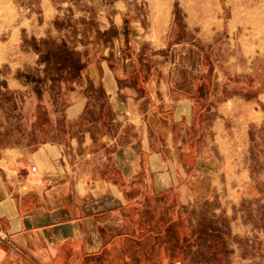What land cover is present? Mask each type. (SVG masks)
I'll return each instance as SVG.
<instances>
[{"label": "crops", "instance_id": "0c3cea01", "mask_svg": "<svg viewBox=\"0 0 264 264\" xmlns=\"http://www.w3.org/2000/svg\"><path fill=\"white\" fill-rule=\"evenodd\" d=\"M136 11L110 16V37L100 15L98 38L60 40L82 62L57 67L70 79L65 119L82 128L0 145V264H153L162 236L174 251L177 224L197 229L198 205L264 196L244 157L249 126L264 123V87L233 89L210 40H177L172 17L158 25Z\"/></svg>", "mask_w": 264, "mask_h": 264}, {"label": "rangeland", "instance_id": "374dc122", "mask_svg": "<svg viewBox=\"0 0 264 264\" xmlns=\"http://www.w3.org/2000/svg\"><path fill=\"white\" fill-rule=\"evenodd\" d=\"M130 8L145 18L149 12L158 25L172 17L177 40H210L208 51H216L208 56L232 75L233 89L245 86L256 95L264 87V0H0V145L35 147L83 127L64 116L70 79L58 68L65 61L72 69L77 56L60 40L78 33L85 41L98 38L100 15L111 22L104 36L110 37L111 17ZM40 50L49 61L46 72L52 81L58 72L68 80L50 84L47 74L41 75L33 60ZM22 75L30 86L18 84ZM94 115V109L85 114ZM259 120L249 126L244 157L255 166V185L264 195V123L258 125ZM190 216L197 229L191 227L184 235L177 224L174 251L166 250L168 240L162 236L163 250L149 258L153 264H264V196L247 204L204 203Z\"/></svg>", "mask_w": 264, "mask_h": 264}, {"label": "trees", "instance_id": "16d2710c", "mask_svg": "<svg viewBox=\"0 0 264 264\" xmlns=\"http://www.w3.org/2000/svg\"><path fill=\"white\" fill-rule=\"evenodd\" d=\"M67 66H69V62L66 63L65 61H63L61 64H59V67L60 68H66ZM81 66H82V62L77 57L74 58L72 68L74 70H77ZM53 76H54V78L56 80H59V78H62V81L63 82H65L66 80H68V77L64 73L62 74V72H58V73H56V75H53Z\"/></svg>", "mask_w": 264, "mask_h": 264}, {"label": "bare ground", "instance_id": "6f19581e", "mask_svg": "<svg viewBox=\"0 0 264 264\" xmlns=\"http://www.w3.org/2000/svg\"><path fill=\"white\" fill-rule=\"evenodd\" d=\"M224 10V9H223Z\"/></svg>", "mask_w": 264, "mask_h": 264}]
</instances>
